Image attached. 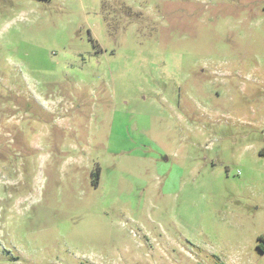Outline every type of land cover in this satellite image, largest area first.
Returning <instances> with one entry per match:
<instances>
[{"label":"rangeland","instance_id":"obj_1","mask_svg":"<svg viewBox=\"0 0 264 264\" xmlns=\"http://www.w3.org/2000/svg\"><path fill=\"white\" fill-rule=\"evenodd\" d=\"M261 237L264 0H0V264H264Z\"/></svg>","mask_w":264,"mask_h":264},{"label":"flooded vegetation","instance_id":"obj_2","mask_svg":"<svg viewBox=\"0 0 264 264\" xmlns=\"http://www.w3.org/2000/svg\"><path fill=\"white\" fill-rule=\"evenodd\" d=\"M262 244H263V246H262ZM262 244L259 245V250L264 253V237L262 238Z\"/></svg>","mask_w":264,"mask_h":264},{"label":"trees","instance_id":"obj_3","mask_svg":"<svg viewBox=\"0 0 264 264\" xmlns=\"http://www.w3.org/2000/svg\"><path fill=\"white\" fill-rule=\"evenodd\" d=\"M261 240H262V238H261ZM263 249V248H262Z\"/></svg>","mask_w":264,"mask_h":264}]
</instances>
